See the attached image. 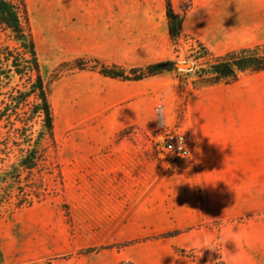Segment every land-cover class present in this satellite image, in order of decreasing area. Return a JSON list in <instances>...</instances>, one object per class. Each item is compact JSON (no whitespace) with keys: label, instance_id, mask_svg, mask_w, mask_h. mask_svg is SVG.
<instances>
[{"label":"rangeland","instance_id":"rangeland-1","mask_svg":"<svg viewBox=\"0 0 264 264\" xmlns=\"http://www.w3.org/2000/svg\"><path fill=\"white\" fill-rule=\"evenodd\" d=\"M155 6L148 0H24L53 137L44 162L27 178L29 203L18 205L14 196L0 213V264H152L154 254L172 246L171 237L187 243L186 229L166 230L170 210L186 201L191 166L163 157L159 144L167 132L186 128L184 89L205 59L195 60L199 44L192 37L181 33L171 42L165 9ZM188 7L183 0L181 9ZM88 8L101 14H82ZM1 46L15 47L0 30ZM150 61L166 62L169 71L135 82L93 69ZM171 80L179 86L177 99ZM12 123H0V151L18 126ZM15 155L0 152V171ZM172 248L189 264H225L216 239Z\"/></svg>","mask_w":264,"mask_h":264},{"label":"crops","instance_id":"crops-1","mask_svg":"<svg viewBox=\"0 0 264 264\" xmlns=\"http://www.w3.org/2000/svg\"><path fill=\"white\" fill-rule=\"evenodd\" d=\"M148 1L164 11L165 0ZM182 1L170 0L181 17L182 35L212 55L264 45V0H185L184 11ZM90 13L101 14L90 9L82 14ZM153 63L110 65L131 69ZM170 82L177 99L179 86ZM184 90L185 127L195 134L196 145L186 201L170 210L172 224L166 230L186 229L187 243L178 235L171 244L216 239L223 243L225 264H264V70L243 73L231 84ZM172 246L154 254L152 264H189Z\"/></svg>","mask_w":264,"mask_h":264},{"label":"trees","instance_id":"trees-1","mask_svg":"<svg viewBox=\"0 0 264 264\" xmlns=\"http://www.w3.org/2000/svg\"><path fill=\"white\" fill-rule=\"evenodd\" d=\"M167 32L176 42L182 32V20L173 13L170 0H165ZM0 30L15 45L0 47V123L18 126L7 136L0 152H16L14 160L0 171V213L14 196L18 205L28 204L27 178L40 167L45 158V143L53 137V118L47 85L41 75L36 48L24 17V0H0ZM205 59L196 68L193 89L227 85L243 73L264 70V45L235 49L211 55L203 46L195 51V60ZM80 63V61H78ZM166 62L124 69L117 65H99L97 73L120 81H142L161 75Z\"/></svg>","mask_w":264,"mask_h":264},{"label":"built area","instance_id":"built-area-1","mask_svg":"<svg viewBox=\"0 0 264 264\" xmlns=\"http://www.w3.org/2000/svg\"><path fill=\"white\" fill-rule=\"evenodd\" d=\"M195 145V134L186 128H180L161 137L159 148L163 157L185 160L191 166Z\"/></svg>","mask_w":264,"mask_h":264},{"label":"water","instance_id":"water-1","mask_svg":"<svg viewBox=\"0 0 264 264\" xmlns=\"http://www.w3.org/2000/svg\"><path fill=\"white\" fill-rule=\"evenodd\" d=\"M175 67L177 69H182V70H190L191 69L190 64H176Z\"/></svg>","mask_w":264,"mask_h":264}]
</instances>
